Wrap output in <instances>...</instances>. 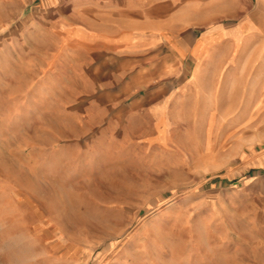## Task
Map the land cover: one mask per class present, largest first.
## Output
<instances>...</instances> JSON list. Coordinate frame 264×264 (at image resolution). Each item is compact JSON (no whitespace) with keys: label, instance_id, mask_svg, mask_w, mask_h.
I'll return each instance as SVG.
<instances>
[{"label":"rangeland","instance_id":"rangeland-1","mask_svg":"<svg viewBox=\"0 0 264 264\" xmlns=\"http://www.w3.org/2000/svg\"><path fill=\"white\" fill-rule=\"evenodd\" d=\"M49 7L0 0V264H264V59L238 80L245 120L175 129L184 165L74 172L72 120H48L58 93L16 61Z\"/></svg>","mask_w":264,"mask_h":264},{"label":"crops","instance_id":"crops-1","mask_svg":"<svg viewBox=\"0 0 264 264\" xmlns=\"http://www.w3.org/2000/svg\"><path fill=\"white\" fill-rule=\"evenodd\" d=\"M52 2L54 19L27 28L16 61L58 93L48 120H72L74 161L64 163L74 172L169 171L186 156L177 127L247 118L240 93L253 90L238 80L264 59V0Z\"/></svg>","mask_w":264,"mask_h":264}]
</instances>
